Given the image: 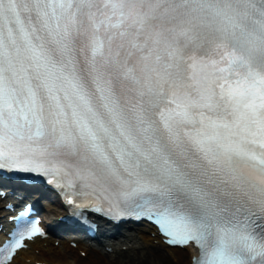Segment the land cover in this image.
<instances>
[{"label": "snow or ice", "instance_id": "1", "mask_svg": "<svg viewBox=\"0 0 264 264\" xmlns=\"http://www.w3.org/2000/svg\"><path fill=\"white\" fill-rule=\"evenodd\" d=\"M0 174L264 264V0H0ZM8 206L0 264L44 233Z\"/></svg>", "mask_w": 264, "mask_h": 264}, {"label": "bare ground", "instance_id": "2", "mask_svg": "<svg viewBox=\"0 0 264 264\" xmlns=\"http://www.w3.org/2000/svg\"><path fill=\"white\" fill-rule=\"evenodd\" d=\"M3 205L4 200L0 198V216L4 212ZM60 214L61 212L55 210L51 216L58 218ZM152 231L153 228L147 225H140L133 230L125 229L112 238L111 243H108L112 250H108L106 244L92 245L85 241L78 244L77 241V246L74 247L69 240L58 237L54 239L60 240L59 245L54 244V239L35 238L28 242L27 248L17 252L10 264H39L40 262L44 264H105V259L110 258L108 251L129 258L128 261H132V264H146L152 254L158 255L157 248L172 254L177 262L192 264L194 252L189 246L166 245L162 237L155 230ZM81 249L87 252L85 256L81 254ZM124 263L125 261L122 262Z\"/></svg>", "mask_w": 264, "mask_h": 264}, {"label": "rangeland", "instance_id": "3", "mask_svg": "<svg viewBox=\"0 0 264 264\" xmlns=\"http://www.w3.org/2000/svg\"><path fill=\"white\" fill-rule=\"evenodd\" d=\"M46 207L48 208V210H51L50 213H53L54 209L57 208L56 206L51 205V204L47 205ZM156 250L158 252V255L152 254L151 257L147 259L146 264H182L180 262H177L175 257L172 254L168 253L167 251L159 249V248H157ZM128 260L129 258L121 257L118 255L115 257L111 256L109 259H105L104 263L105 264H122V262L125 261L124 264H132V261H128ZM126 261H128L129 263Z\"/></svg>", "mask_w": 264, "mask_h": 264}]
</instances>
